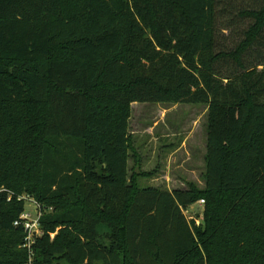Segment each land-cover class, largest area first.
<instances>
[{"label": "trees", "instance_id": "trees-1", "mask_svg": "<svg viewBox=\"0 0 264 264\" xmlns=\"http://www.w3.org/2000/svg\"><path fill=\"white\" fill-rule=\"evenodd\" d=\"M133 103L208 108L203 187L141 185ZM1 188L0 264L29 260L20 196L33 264H264V0H0Z\"/></svg>", "mask_w": 264, "mask_h": 264}, {"label": "rangeland", "instance_id": "rangeland-1", "mask_svg": "<svg viewBox=\"0 0 264 264\" xmlns=\"http://www.w3.org/2000/svg\"><path fill=\"white\" fill-rule=\"evenodd\" d=\"M240 1V0H236ZM220 3L219 40L225 46H235L243 39L247 24L222 10ZM240 6V4H236ZM222 11L224 13H222ZM208 108L203 105L133 103L130 118V135L136 149L140 167L144 171L156 170L150 178H142L143 187L155 186L169 190L186 188L187 182L205 185L206 125ZM130 159V169L134 166ZM190 206L185 215L188 220H199L205 203ZM26 207L34 211L35 204ZM100 232L107 230L101 225Z\"/></svg>", "mask_w": 264, "mask_h": 264}, {"label": "built area", "instance_id": "built-area-1", "mask_svg": "<svg viewBox=\"0 0 264 264\" xmlns=\"http://www.w3.org/2000/svg\"><path fill=\"white\" fill-rule=\"evenodd\" d=\"M5 191L4 188L0 189V192ZM19 199H25L26 203L28 201L33 202L35 204L34 211H30L25 209V211L20 215L19 219L15 221L16 226H22L25 232L24 243L22 245L28 251L29 260L26 264H33L34 259V245L36 244L39 236L42 235L43 231L40 225V218L42 216V209L38 202L35 200L27 197V196H20ZM200 203H204V200H201ZM54 237V234H52Z\"/></svg>", "mask_w": 264, "mask_h": 264}]
</instances>
